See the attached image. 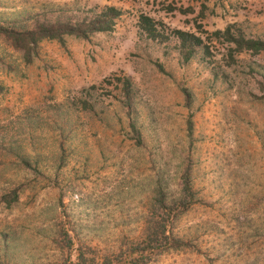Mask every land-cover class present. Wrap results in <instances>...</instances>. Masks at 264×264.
<instances>
[{
	"label": "rangeland",
	"instance_id": "374dc122",
	"mask_svg": "<svg viewBox=\"0 0 264 264\" xmlns=\"http://www.w3.org/2000/svg\"><path fill=\"white\" fill-rule=\"evenodd\" d=\"M112 6L31 63L0 33V264H264V51L207 38L264 41V0H0V27Z\"/></svg>",
	"mask_w": 264,
	"mask_h": 264
},
{
	"label": "trees",
	"instance_id": "16d2710c",
	"mask_svg": "<svg viewBox=\"0 0 264 264\" xmlns=\"http://www.w3.org/2000/svg\"><path fill=\"white\" fill-rule=\"evenodd\" d=\"M122 14L121 10L112 6L106 7L99 12L96 11L90 19L78 24L68 23L54 26L40 25L34 30L24 32L0 27V33L9 38L14 47L23 53L24 60L27 63H31L34 55L36 54L38 44L43 40H58L63 43L66 37L70 36L89 39L90 36L96 33L113 32L115 30L116 23L121 18ZM141 25L144 31L148 33L151 38L159 37L157 25L151 17L142 15ZM199 29L202 30L200 26L198 27V30ZM199 32L209 35V31ZM175 34L184 46H202L206 50V53L210 54V46L207 43L205 36H198L194 33L181 30H177ZM212 34L216 37V40L210 39L208 36V42L210 44H215L219 40L222 41L223 44H226L230 52L232 62L235 61L236 55H240L245 52L258 54L264 51L263 40L248 38L241 29H238L233 25L228 26L225 30H216ZM124 81L127 94H129L131 91V82L127 78H125Z\"/></svg>",
	"mask_w": 264,
	"mask_h": 264
}]
</instances>
